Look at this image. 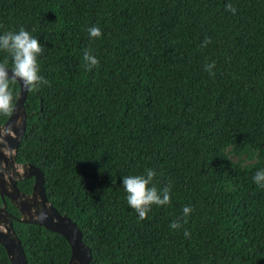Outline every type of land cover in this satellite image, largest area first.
<instances>
[{
  "label": "trees",
  "instance_id": "16d2710c",
  "mask_svg": "<svg viewBox=\"0 0 264 264\" xmlns=\"http://www.w3.org/2000/svg\"><path fill=\"white\" fill-rule=\"evenodd\" d=\"M21 27L44 47L49 83L28 92L17 162L43 171L90 264H264V188L253 180L264 169V0H0V35ZM5 60L11 69L0 50ZM10 88L15 103L20 85ZM147 169L171 199L141 220L123 177ZM14 228L28 264H68L62 236ZM0 264H12L1 244Z\"/></svg>",
  "mask_w": 264,
  "mask_h": 264
},
{
  "label": "water",
  "instance_id": "95a60500",
  "mask_svg": "<svg viewBox=\"0 0 264 264\" xmlns=\"http://www.w3.org/2000/svg\"><path fill=\"white\" fill-rule=\"evenodd\" d=\"M9 76H12L11 69ZM20 92L14 103V111L7 121L0 124V244L4 247L12 264H28L22 240L19 238L14 221L42 226L62 236L70 245L71 256L68 264H90L92 250L83 242V233L69 217L61 214L48 200L43 171L30 163H18V148L27 128L25 102L29 90L23 81L16 80ZM33 179L32 191L24 193L19 182ZM8 199L20 213L14 216L8 210ZM41 213L46 219H36Z\"/></svg>",
  "mask_w": 264,
  "mask_h": 264
},
{
  "label": "clouds",
  "instance_id": "9594fccd",
  "mask_svg": "<svg viewBox=\"0 0 264 264\" xmlns=\"http://www.w3.org/2000/svg\"><path fill=\"white\" fill-rule=\"evenodd\" d=\"M228 10L235 14L236 9L231 5H227ZM89 36L93 39H99L102 36L101 29L92 26L87 29ZM210 43L205 40L201 47ZM0 50L7 52L12 59L11 72L9 76L8 61L0 63V114L10 115L14 111V96L10 88V83H14L17 79L22 80L24 87L29 91H35L42 84L49 82L44 79L40 73L38 57L43 53L44 47L40 44L39 39L33 37L30 32L21 27L18 31H8L0 35ZM84 60L89 68L99 64V61L89 51H85ZM215 64H207L206 71L212 73ZM156 173L152 169H147L145 174L130 175L123 177V187L127 193V202L134 209L141 220L147 217L151 206L166 205L170 203V187L158 191L152 185L153 178ZM254 182L264 188V169L258 170L254 177ZM192 209L188 206L183 208L184 216L187 217ZM46 214L41 213L36 219H46ZM186 222V221H185ZM179 222H173L170 227L173 229L180 228ZM189 233L185 232V236Z\"/></svg>",
  "mask_w": 264,
  "mask_h": 264
},
{
  "label": "flooded vegetation",
  "instance_id": "af4514ba",
  "mask_svg": "<svg viewBox=\"0 0 264 264\" xmlns=\"http://www.w3.org/2000/svg\"><path fill=\"white\" fill-rule=\"evenodd\" d=\"M25 193V192H24ZM5 201H6V199H5ZM2 201H1V198H0V203H1ZM6 203H7V201H6ZM8 205V204H7Z\"/></svg>",
  "mask_w": 264,
  "mask_h": 264
}]
</instances>
